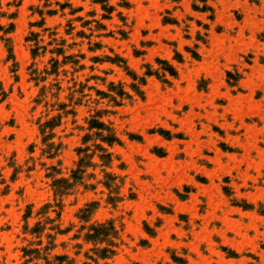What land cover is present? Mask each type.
<instances>
[{
  "label": "rangeland",
  "instance_id": "374dc122",
  "mask_svg": "<svg viewBox=\"0 0 264 264\" xmlns=\"http://www.w3.org/2000/svg\"><path fill=\"white\" fill-rule=\"evenodd\" d=\"M0 264H264V0H0Z\"/></svg>",
  "mask_w": 264,
  "mask_h": 264
}]
</instances>
